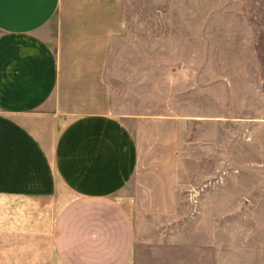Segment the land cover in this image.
<instances>
[{
    "label": "crops",
    "instance_id": "obj_1",
    "mask_svg": "<svg viewBox=\"0 0 264 264\" xmlns=\"http://www.w3.org/2000/svg\"><path fill=\"white\" fill-rule=\"evenodd\" d=\"M251 25L264 50V19ZM126 32L122 0H0V264L168 261L175 229L154 227L166 215L141 206L163 195L137 185L152 123L176 124L178 137L208 123L210 163L224 156L215 170L264 172V66L240 90L225 81L219 115L175 117L153 102L147 68L137 84L134 67L128 111L116 113L110 61ZM186 145L202 147L193 136L178 154ZM235 183L226 181V196L245 186ZM250 183L241 196L264 204V179Z\"/></svg>",
    "mask_w": 264,
    "mask_h": 264
},
{
    "label": "rangeland",
    "instance_id": "obj_2",
    "mask_svg": "<svg viewBox=\"0 0 264 264\" xmlns=\"http://www.w3.org/2000/svg\"><path fill=\"white\" fill-rule=\"evenodd\" d=\"M122 5L127 32L114 43L110 61L114 92L120 96L116 113L128 111L134 67L137 84L139 69L147 68L153 102H168L169 115L175 117L183 111L219 115L222 108L214 99L224 100L225 81L240 90L247 74L264 66V50L251 25L264 19V0H122ZM193 81L194 96H178ZM176 130L171 123L168 128L147 126L144 167L137 177L140 189L163 195L154 208L142 202V210L166 215L149 222L175 229L173 235L168 232L169 241L178 244L161 264H264V204L255 196H241L253 189L250 182L264 179V172L215 170L224 166L219 164L224 156L217 155L218 165L210 163L208 123L197 126L195 135L187 125L180 137ZM193 136L202 147L186 145L180 156L178 146ZM228 158L240 162V155ZM238 180L245 186L233 187L232 196H226V181L235 185Z\"/></svg>",
    "mask_w": 264,
    "mask_h": 264
}]
</instances>
